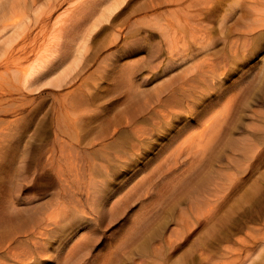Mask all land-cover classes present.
<instances>
[{"label": "bare ground", "instance_id": "1", "mask_svg": "<svg viewBox=\"0 0 264 264\" xmlns=\"http://www.w3.org/2000/svg\"><path fill=\"white\" fill-rule=\"evenodd\" d=\"M76 1L45 0V8L37 16L27 17L28 21L24 24L18 12L22 10L19 6L21 4L8 7L6 0H0V39L5 38L7 43L0 67L6 73L21 76L18 78L28 91H36L45 85L62 88L78 84L73 90L79 92L77 100L71 93L67 103L61 106L65 113L64 120H55L53 123V173L59 183V189L55 193V207L53 205L52 209L24 210L16 200L11 199L2 211L0 208V264H50L53 260L57 264H84L90 255L88 246L82 243L86 236L74 242L66 255L60 257L64 248L75 239L77 229L88 227L90 233L95 232L101 227V221L107 212L110 214L109 225L113 224L116 207L135 198L141 200L143 207L147 206L148 202L145 201L155 193L159 195L167 184L164 183L166 180L175 179L161 192L175 188L182 182L180 177L187 179L191 176V179L196 175L198 165L203 164L210 155L212 145L221 138L222 132L229 131L232 134L227 118L237 94L230 97V106L218 109V103H214L213 97H219L225 86L219 85L218 88L209 84L200 91L199 99L202 100L203 96L206 99L198 103L199 99L191 97V89L199 88L197 78L205 75L201 71L202 66H212L214 62L204 59L192 63L191 60H197L200 55H217L221 52V48H216L221 45L219 40L225 45V37L211 36L213 27L210 22L215 11H220L219 30L221 34H226L229 32L226 24L230 20H235L234 31H241L237 22L243 19V13L239 11L249 9L248 5L240 0H214L212 5L210 0H197L195 3L194 0ZM136 1H140L138 6L134 5ZM31 2L37 4L40 0ZM64 5L69 7L63 14L55 16L57 10ZM173 5L179 9L159 11ZM193 6L199 7L194 14L189 10ZM252 9L250 7L247 14ZM152 11H156L154 15L157 20L147 24L145 18ZM232 12H235L233 18ZM136 15L141 16L142 21L133 20ZM164 16L172 19H159ZM187 33L195 42L193 46H189L187 42L181 44L177 40L178 35L186 34V37ZM255 33L257 36L252 38V50L244 54L243 49L248 46L246 41L250 39L248 36ZM244 34L243 41L236 40L232 43L235 53L232 62L236 66L231 75L235 72L240 75L238 81L230 83V86L238 88L244 81L242 76L245 72L241 73V65L259 54L264 46V23L246 26ZM197 35L199 36L196 39ZM153 37H158L159 41L151 46L147 40ZM121 41L122 45L116 52L101 61L97 68L101 69L98 73L99 81L91 86L94 79L85 76L96 62L99 49L111 44L118 45ZM239 47L242 50L236 51ZM150 48L155 50L153 54H156V59L150 62L148 73H144L145 70L142 69L150 61L145 52H149ZM160 53H166V57L162 58ZM32 58L33 63L22 68L23 63L31 61ZM217 58L219 63L226 62L224 58ZM184 62L190 69L186 73L184 70L185 74L176 83L163 80L159 90L145 89V84L168 77V70L173 72L176 68H181ZM207 80L210 82L208 78ZM106 81L111 83L104 86ZM226 82L225 80L224 83ZM261 82L264 90V64ZM111 87L125 91L127 107L120 111L118 118L114 116L112 119L108 116L107 119L104 117L113 110L109 106L113 102L108 92ZM129 99L132 101L131 105ZM220 99L222 98H217L218 102ZM254 100L260 101L259 96ZM210 104L212 107L205 110ZM178 105L184 106L182 111L174 110ZM164 106L169 107L168 110ZM200 106L204 110L196 118L185 117L184 113H195ZM55 112H58L57 106ZM173 117L179 118L175 126L171 125ZM145 123H149V127ZM165 127L168 128V133L162 130ZM190 132L195 133L187 135ZM154 135L163 137L168 144L160 147V152L155 156L156 161L149 165L152 166L151 169L132 185V178L128 177L124 184L116 186L118 182L114 184L111 178L121 168L131 173L135 167L130 170L127 160L141 148L145 149L143 155L146 159L150 154V143L146 140ZM61 136L66 138L63 142ZM243 139L248 140L245 137L241 140ZM177 142L180 143L176 150H171L172 145ZM168 150L171 151L167 153ZM58 151L66 159V166L60 164ZM263 154L264 150L259 156L253 157L250 170L258 168ZM149 167L145 166L139 171L143 172ZM178 170L182 172L178 173ZM169 171L172 172L168 173ZM126 177L124 175L123 179ZM209 177L210 172L206 174V178ZM242 183L240 179L237 180L239 189L244 188L245 184ZM199 187L197 181L190 184L187 190L194 194ZM209 192L210 195L197 207L193 215L197 220L204 219L208 229L211 228V216L216 207H220L222 214H225L224 206L228 195L226 188L213 195V198L210 189ZM141 209L144 210L142 207ZM153 211L154 208H151L139 214L125 235H130L137 228L139 220L147 219ZM87 214L92 218L87 217ZM44 237L58 240L57 247L52 252ZM218 239L227 240L229 234Z\"/></svg>", "mask_w": 264, "mask_h": 264}, {"label": "rangeland", "instance_id": "2", "mask_svg": "<svg viewBox=\"0 0 264 264\" xmlns=\"http://www.w3.org/2000/svg\"><path fill=\"white\" fill-rule=\"evenodd\" d=\"M6 1L8 7L21 4L19 6L22 7V10H17L20 14L19 18L24 21V24L28 21L27 17H35L45 8V0H40L37 4H33L31 0ZM196 1L194 0L193 3ZM240 1L249 6V9L244 8L243 11H239V13H243V19L237 22V27L241 31H234L235 20H230L226 24L229 32L221 34L219 30L220 11H215L214 18L210 22L213 27L211 36L212 38L225 37V45L223 46V41L219 40L221 45H217L216 48H221V52L217 55L211 54L208 57L200 55L197 60L196 58L191 60L192 63L204 59L214 62L212 66H202L201 71L205 75L197 78L199 81L197 87L199 88L191 89L190 94L192 93L193 99H199L200 91L202 92V89L208 87L209 84L218 88L219 85L225 86L223 93L219 96L222 98L220 102L217 100L219 97H213L214 103H218V109L226 105L230 106V97L237 94L233 109L227 118L228 128L231 127L232 134L229 131L228 133L222 132L221 138L212 145L210 155L203 161V164L201 163L202 166L198 165L199 169L195 171L197 174L191 179H189L191 176L188 177V181L185 182L184 180L187 179L180 177L182 182L176 185L177 187H171V189L168 188L161 192L169 182L175 181V179L166 180L164 183L167 184L159 192V195L153 194L148 201H145V203L148 202L145 207L142 206L143 203L138 198L118 205L114 223L109 225L110 214L107 212L101 221V227L95 232L90 233L88 227L77 229L75 239L64 248L60 257L66 255L74 242L86 236L82 239V243L88 246L90 255L84 264H264V154L258 168L254 171L250 170L253 157L259 156L264 150V93H262L264 90L261 82L264 46L259 54L241 65V73L245 72L242 76L243 85L240 88L230 86V83L238 81L240 75L236 72L233 76L231 75L236 66L232 62V58L235 56L232 43L236 40L243 41L246 26H258L264 23V0ZM213 2L214 0H210V5ZM139 4L140 1L134 3L135 6ZM68 7L69 5H64L59 8L55 16L63 14ZM250 7L253 9L251 13L247 14ZM166 9L179 8L173 5L159 11H166ZM197 9L199 7L193 6L189 10L194 14ZM154 12L156 13V11L149 12L145 18L147 24L157 20ZM232 13L231 17L233 18L235 12ZM159 19L171 20L172 18L164 16ZM133 20L142 21V17L136 15ZM181 20H183L182 15ZM185 35H178L177 40L181 44L187 42L189 46H193L195 44L193 38L189 37L188 33L186 37ZM182 36H184L183 40ZM198 36L195 38L197 39ZM255 36H257L256 33L248 36L250 39L246 41L248 46L243 49L244 54H248L252 50V38ZM5 40V38L0 39V62L5 57L7 48ZM158 41V37L147 40L151 46L156 45ZM122 42H119L118 45L112 46L111 44L109 47L98 48L99 54L96 62L89 68L85 76H91L94 79L90 83L91 86L99 81L98 73L101 69L97 68L101 61L104 57L115 53ZM240 48H237L236 51L242 50ZM154 52L153 48H150L149 52H145L150 61L145 63V68L142 69L145 70L144 73H148L150 62L156 59ZM160 54L162 58L166 57V53ZM217 57L226 59V62L219 63ZM33 58L31 61L23 63L22 68L29 67L34 61ZM183 66L176 68L173 72L168 70V77L158 79L152 84H145V89L157 91L159 86L162 87L160 83L163 80L176 83V80L190 69L186 62ZM18 77L21 76L6 73L0 67V208L2 211L8 205L9 200L14 199L24 210L52 209L57 200L55 193L59 189V183L53 173V123L55 120H64L65 113L61 106L67 103L69 94L72 93L77 100L79 92H75L73 89L78 84L62 88L45 85L36 91H28ZM225 80L226 83H224ZM107 83H111V81H106L104 86ZM108 92L111 95L110 99L113 100L109 106L113 107V110L109 111L104 118L108 116H111L112 119L114 116L118 118L120 111L127 107L125 104L126 93L122 89L116 90L113 87ZM215 92L214 90L213 93ZM256 96H259L260 101L254 100ZM204 97L206 96L201 99H206ZM202 100L199 99L198 103H201ZM118 103L120 105H117ZM131 103L132 101L129 99V105ZM55 106L58 107V112H55ZM164 107L166 110L169 108ZM183 107L178 105L174 107V110L182 111ZM210 107H212L211 104L205 110ZM202 108L200 106L197 112H187L184 115L193 119L204 110ZM177 120H179L178 117H173L171 125H177ZM144 125L149 127V123ZM162 130L168 133V128L165 127ZM243 137L248 140H241ZM60 139L63 142L66 138L61 136ZM146 142L150 143L149 156L144 159L145 149L141 148L130 160H127L130 170L135 168L131 173L125 172L122 168L119 169L116 174L121 175L115 174L111 178L114 184L118 182L116 186L124 184L128 177L132 178L130 183L132 185L133 182H137L143 175H146L152 167L149 165L151 163L153 165V162L156 161L155 156L160 152V147L168 144L166 139L159 138L157 135L150 136ZM179 143H174L170 149L176 150ZM171 150H168L167 153ZM61 156L58 151L60 164L66 166L67 161ZM145 166L149 168L143 172L139 171ZM181 172L182 170H178V173ZM208 172H210V177L207 179ZM124 175H127L125 179H123ZM122 179L123 181H121ZM239 179L243 182L242 184H245L242 189L236 185ZM197 181L200 184L199 190L192 194L187 190V187ZM223 188H226L228 193L224 206L226 212L222 214L220 207H216L211 216V228L208 229L204 219H195L194 211L210 195L209 189L211 198H213L212 196ZM151 208H154L153 213L147 219L139 220L137 228L130 235H125L127 230L134 225L139 214ZM41 212L40 214H42ZM86 216L92 218L91 215L87 214ZM55 234L59 235L58 232ZM225 234H229V239H218ZM44 240L51 252L53 248L57 247L58 240L54 237H51L50 240L44 237ZM94 259L95 261H93ZM50 264H57V261L53 260Z\"/></svg>", "mask_w": 264, "mask_h": 264}]
</instances>
